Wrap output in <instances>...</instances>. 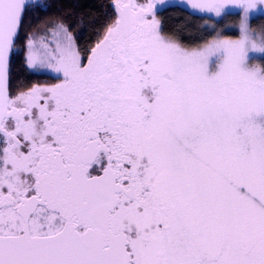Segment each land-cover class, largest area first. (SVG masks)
Instances as JSON below:
<instances>
[{
  "label": "snow or ice",
  "instance_id": "6c2138e0",
  "mask_svg": "<svg viewBox=\"0 0 264 264\" xmlns=\"http://www.w3.org/2000/svg\"><path fill=\"white\" fill-rule=\"evenodd\" d=\"M111 7L82 47L0 0V264H264V0ZM21 52L54 82L16 83Z\"/></svg>",
  "mask_w": 264,
  "mask_h": 264
},
{
  "label": "trees",
  "instance_id": "16d2710c",
  "mask_svg": "<svg viewBox=\"0 0 264 264\" xmlns=\"http://www.w3.org/2000/svg\"><path fill=\"white\" fill-rule=\"evenodd\" d=\"M44 2L51 4L52 8L47 13L42 12L40 14L41 20L59 16L62 12H71L69 23L76 25L73 34L79 37L77 42L82 47L93 39L94 30L104 25L106 19L113 14L111 0H44ZM138 2L144 3L146 0H138ZM157 17L162 21L164 30L177 35L182 43L193 45L200 42L206 35L203 29L198 28L202 21L180 8L166 10L163 14H158ZM30 19L35 25L36 20L34 18ZM33 30L40 31L39 28L35 27ZM226 35L237 36L234 31L227 32ZM23 60L22 54L14 58L11 66L13 80L18 76V73H22L25 77Z\"/></svg>",
  "mask_w": 264,
  "mask_h": 264
},
{
  "label": "flooded vegetation",
  "instance_id": "af4514ba",
  "mask_svg": "<svg viewBox=\"0 0 264 264\" xmlns=\"http://www.w3.org/2000/svg\"><path fill=\"white\" fill-rule=\"evenodd\" d=\"M158 18V17H157ZM22 47V44L20 45ZM22 56L24 57L23 55V52H21ZM23 67H24V75L25 77H23L22 73H18L15 78H14V81L16 83H20V82H24V83H27V84H32V83H51V82H54L53 80H51L50 77L48 76H36L32 73L29 72V70L27 69L25 63H24V60H23V63H22ZM28 76V77H26ZM27 78V79H26Z\"/></svg>",
  "mask_w": 264,
  "mask_h": 264
},
{
  "label": "rangeland",
  "instance_id": "374dc122",
  "mask_svg": "<svg viewBox=\"0 0 264 264\" xmlns=\"http://www.w3.org/2000/svg\"><path fill=\"white\" fill-rule=\"evenodd\" d=\"M233 37V36H232ZM233 38H237V36L236 37H233Z\"/></svg>",
  "mask_w": 264,
  "mask_h": 264
}]
</instances>
